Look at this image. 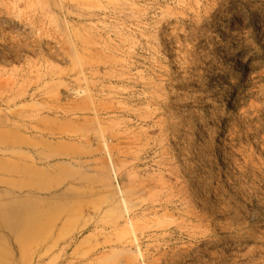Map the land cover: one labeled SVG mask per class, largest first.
Wrapping results in <instances>:
<instances>
[{"label":"rangeland","instance_id":"374dc122","mask_svg":"<svg viewBox=\"0 0 264 264\" xmlns=\"http://www.w3.org/2000/svg\"><path fill=\"white\" fill-rule=\"evenodd\" d=\"M29 208L0 264H264V0H0V219Z\"/></svg>","mask_w":264,"mask_h":264},{"label":"bare ground","instance_id":"6f19581e","mask_svg":"<svg viewBox=\"0 0 264 264\" xmlns=\"http://www.w3.org/2000/svg\"><path fill=\"white\" fill-rule=\"evenodd\" d=\"M14 213V212H12ZM26 217L23 220H19L18 224L14 221V220H10L7 218H1L0 219V223L1 225H3V223L5 224L6 222L9 223V228L10 229H21L22 231H24L26 234H30L33 231V224H31V219L33 218V209L29 208L26 213H25ZM31 237V236H30Z\"/></svg>","mask_w":264,"mask_h":264}]
</instances>
